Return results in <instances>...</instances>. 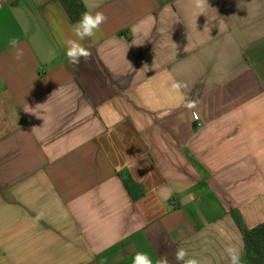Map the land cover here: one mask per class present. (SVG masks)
Listing matches in <instances>:
<instances>
[{
  "label": "crops",
  "instance_id": "crops-1",
  "mask_svg": "<svg viewBox=\"0 0 264 264\" xmlns=\"http://www.w3.org/2000/svg\"><path fill=\"white\" fill-rule=\"evenodd\" d=\"M78 1L108 19L77 67L62 42L82 14L0 0V264L242 258L232 213L264 225V0Z\"/></svg>",
  "mask_w": 264,
  "mask_h": 264
},
{
  "label": "clouds",
  "instance_id": "clouds-1",
  "mask_svg": "<svg viewBox=\"0 0 264 264\" xmlns=\"http://www.w3.org/2000/svg\"><path fill=\"white\" fill-rule=\"evenodd\" d=\"M208 5V0H194V6L196 8H204ZM85 7L89 10L85 11L81 18L72 26V31L75 39L68 38L62 43L65 48V55L70 65L79 66L81 61L87 62L92 58V51L85 47L82 43L87 39L93 38L101 29V25L107 22L108 17L103 11L97 10L100 5L97 3L85 4ZM9 46L14 50V58L21 60L24 56V50L20 47V40L18 38H11L9 40ZM187 88V85L182 82H173L171 85V92L175 94V99L182 103L183 106L192 112V116L195 119L199 118V113L194 111L197 108V102L189 100L183 93V89ZM39 106V105H37ZM171 194L170 190L163 187L161 188V195L163 199H167ZM241 247H237L232 244H228L224 248V253L229 261V264H241ZM174 258L176 264H210L208 261H202L200 259L189 257L188 251L184 247H179ZM132 264H170L167 255H163L153 260V257L144 251H137L132 257Z\"/></svg>",
  "mask_w": 264,
  "mask_h": 264
},
{
  "label": "trees",
  "instance_id": "trees-1",
  "mask_svg": "<svg viewBox=\"0 0 264 264\" xmlns=\"http://www.w3.org/2000/svg\"><path fill=\"white\" fill-rule=\"evenodd\" d=\"M63 1L67 12L73 19L85 12L79 3L80 1L69 0V3H67L66 0ZM122 182L131 199L137 200V198L143 194L142 191L139 190L138 185L135 184L129 176H125ZM232 215L244 242V255L241 258V264H264V225L260 224L252 229H246L241 217L235 213H232Z\"/></svg>",
  "mask_w": 264,
  "mask_h": 264
}]
</instances>
